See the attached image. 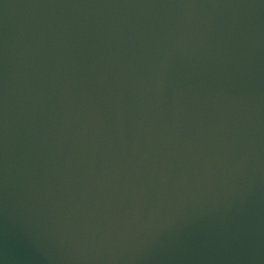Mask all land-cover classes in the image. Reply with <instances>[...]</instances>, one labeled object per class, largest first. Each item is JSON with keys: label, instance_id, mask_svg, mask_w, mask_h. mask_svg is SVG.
I'll return each instance as SVG.
<instances>
[{"label": "water", "instance_id": "95a60500", "mask_svg": "<svg viewBox=\"0 0 264 264\" xmlns=\"http://www.w3.org/2000/svg\"><path fill=\"white\" fill-rule=\"evenodd\" d=\"M0 264H264V0H0Z\"/></svg>", "mask_w": 264, "mask_h": 264}]
</instances>
